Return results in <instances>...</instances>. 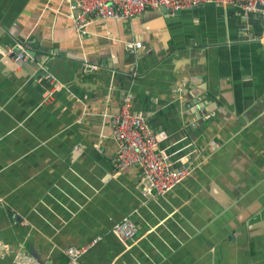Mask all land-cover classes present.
<instances>
[{"label":"crops","instance_id":"crops-1","mask_svg":"<svg viewBox=\"0 0 264 264\" xmlns=\"http://www.w3.org/2000/svg\"><path fill=\"white\" fill-rule=\"evenodd\" d=\"M254 12L156 8L81 33L66 0H0V264L17 250L61 264L67 246L96 235L80 264H264V37L246 36ZM128 39L146 53H127ZM14 44H32L33 56L1 55ZM48 75L63 87L44 102ZM127 92L164 133L170 160L196 163L165 195L145 198L137 167L115 169L110 121ZM126 215L138 226L130 249L110 233Z\"/></svg>","mask_w":264,"mask_h":264},{"label":"built area","instance_id":"built-area-1","mask_svg":"<svg viewBox=\"0 0 264 264\" xmlns=\"http://www.w3.org/2000/svg\"><path fill=\"white\" fill-rule=\"evenodd\" d=\"M72 21L77 31L84 33L85 28L95 19H129L146 10L164 7L171 15L196 7L204 3H216L238 7L245 12L255 11L257 4L264 5V0H66ZM264 24V10L258 11ZM70 14V15H71ZM248 38L253 33L246 28ZM124 50L133 54L141 47V41L128 39L123 44ZM15 54L16 58L25 59L28 54L21 44L6 45L1 50L2 56ZM96 65L90 69H96ZM50 87L43 94L44 102H51L54 93L63 85L52 75ZM112 139L116 144L115 169L126 167L138 168V188L145 197L165 195L176 185L188 178L195 170L194 158L186 157L178 163L170 160L167 153L159 145L164 140L163 132L154 131L146 117L133 109V95L125 96L119 111L111 118ZM110 233L119 241L124 249H130L137 241L138 226L131 216H124L110 228ZM102 239L96 235L82 245H69L64 249L65 261L61 264H80V258ZM14 264H55L50 260L39 261L26 253L17 250Z\"/></svg>","mask_w":264,"mask_h":264},{"label":"water","instance_id":"water-1","mask_svg":"<svg viewBox=\"0 0 264 264\" xmlns=\"http://www.w3.org/2000/svg\"><path fill=\"white\" fill-rule=\"evenodd\" d=\"M238 8V7H236ZM163 12L167 11L166 8L164 7H161L160 8ZM241 13L243 14L244 10H242L241 8H238ZM233 10V8H232ZM260 10H264V5H260V4H257L256 7H255V11L258 12ZM256 12H254L255 16H256V19H255V22H253V39L249 40L250 41H260V39L262 37H264V24L263 22L260 20V15H256ZM244 33V32H243ZM246 34V33H244ZM246 36L248 37V35L246 34ZM248 40V41H249ZM29 45V49H26V47L24 48V50L26 51L27 54H29V56H33V51H32V44H28ZM141 48L137 49L136 52L134 53L135 56H141L143 53H146V50H147V43L144 41L141 43ZM9 57H13L14 59H16L15 57V54H11ZM213 153L211 155H209V159L212 157ZM232 232H229V234H231ZM40 261V260H39Z\"/></svg>","mask_w":264,"mask_h":264},{"label":"clouds","instance_id":"clouds-1","mask_svg":"<svg viewBox=\"0 0 264 264\" xmlns=\"http://www.w3.org/2000/svg\"><path fill=\"white\" fill-rule=\"evenodd\" d=\"M142 46V45H141ZM134 54V53H133Z\"/></svg>","mask_w":264,"mask_h":264}]
</instances>
